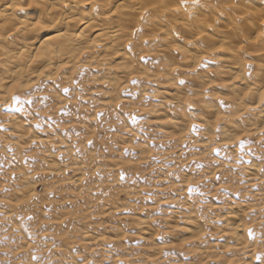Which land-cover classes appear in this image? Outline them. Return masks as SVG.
<instances>
[{
  "label": "rangeland",
  "instance_id": "374dc122",
  "mask_svg": "<svg viewBox=\"0 0 264 264\" xmlns=\"http://www.w3.org/2000/svg\"><path fill=\"white\" fill-rule=\"evenodd\" d=\"M134 85L110 108L103 87L49 82L38 85L40 97L0 101V264H264V136L231 152L193 119L182 142L171 140L173 129L142 115L161 103L160 85ZM15 120L47 142L20 146L6 125ZM52 164L64 168L58 179L45 174ZM25 192L34 195L27 215L11 206ZM236 211L246 230L225 222Z\"/></svg>",
  "mask_w": 264,
  "mask_h": 264
},
{
  "label": "bare ground",
  "instance_id": "6f19581e",
  "mask_svg": "<svg viewBox=\"0 0 264 264\" xmlns=\"http://www.w3.org/2000/svg\"><path fill=\"white\" fill-rule=\"evenodd\" d=\"M133 81L160 85L155 93L161 103L142 115L173 129L171 140L182 142L194 119L231 152L235 142L258 143L264 136V0H0V101L40 97L38 85L49 82L62 91L103 87L110 92L103 107L110 108L120 100L116 95L135 87ZM213 90L222 94L206 103ZM6 125L20 146L47 142L30 137L23 120ZM63 172L52 164L45 174L58 179ZM82 182V175L72 181ZM33 198L25 192L11 206L27 215ZM225 222L236 231L248 228L243 211L231 212ZM86 237L91 244L104 241ZM242 239L236 245L243 246Z\"/></svg>",
  "mask_w": 264,
  "mask_h": 264
},
{
  "label": "snow or ice",
  "instance_id": "6c2138e0",
  "mask_svg": "<svg viewBox=\"0 0 264 264\" xmlns=\"http://www.w3.org/2000/svg\"><path fill=\"white\" fill-rule=\"evenodd\" d=\"M185 3H187V0H185ZM192 3H194V4H197V3H199V0H192ZM133 83H135V81H133ZM14 100H17L18 98L17 97H14L13 98ZM243 141H241V144L243 145ZM196 189L195 188H193V187H191L190 186V188H189V191L191 192V191H195ZM262 227H264V226H262ZM249 231V234L250 235H254V232H253V230L252 229H249L248 230ZM260 255L261 254H257V259H260Z\"/></svg>",
  "mask_w": 264,
  "mask_h": 264
}]
</instances>
